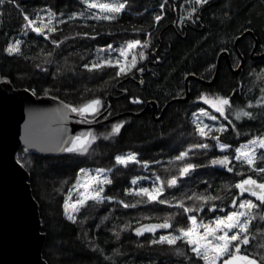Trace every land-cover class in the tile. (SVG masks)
Wrapping results in <instances>:
<instances>
[{
  "label": "trees",
  "instance_id": "1",
  "mask_svg": "<svg viewBox=\"0 0 264 264\" xmlns=\"http://www.w3.org/2000/svg\"><path fill=\"white\" fill-rule=\"evenodd\" d=\"M185 1L127 0L125 9L115 20H65L56 27L58 31L47 37L29 32L22 38L18 54H8L5 49L10 39L24 29L22 13L32 19L44 9L70 14L80 12L84 3L82 0H5L0 5V81L9 80L15 88H27L35 96H55L73 106L99 98L101 112L108 106L111 108L107 115L138 111L152 99L159 107L169 102L159 120L126 114L102 126L79 129V135L91 132L95 136L84 153L63 150L41 154L25 147L18 150L17 160L29 173L32 194L38 203L41 231L45 234L42 256L47 264H203L196 258L166 255L164 245L150 243L164 231L137 235L134 229L170 219L173 227L165 232H174L178 227L190 226L189 215L194 214L198 221L214 216L210 211L213 204L216 208L226 206L227 212L234 210L232 200L240 199L235 197L238 194L235 184L242 178L239 173L260 178L259 173L234 158L229 165L233 172L210 161L228 152L232 155L233 148L240 143L264 135V107L256 103L264 96L261 92L264 58L251 57L255 41L257 54L264 53V0H209L199 9L196 7L199 16L197 11L192 15L195 24L184 29L175 19L182 16L181 3ZM188 4L183 8L195 6L194 2ZM156 15H162L159 22L154 19ZM247 30L253 35L246 34L235 46L236 38ZM145 37L146 55L138 65L143 67L148 59L151 62L145 66L142 85L127 82L125 76L116 77L113 67L95 70L84 67L90 65L100 47L133 39L144 42ZM224 50L229 54L231 67H238L241 58L243 65L235 73L222 58L216 79L209 85L206 82L213 78L218 55ZM188 75L198 79L188 81L189 98L181 101L178 98L185 95ZM121 89L127 94H120ZM201 95L229 96L232 108L228 120L198 99ZM135 97L140 102H133L131 98ZM200 108L209 110L228 125L218 135L220 141L231 146L227 152L218 150L211 138L205 140L195 133L191 116ZM240 108L251 111L253 116L236 120L234 113ZM229 121L235 124V129ZM120 122L123 123L119 133H112L113 124ZM195 143H208L210 147L192 149L184 161L174 159ZM128 151L136 153L140 163L117 164L115 157ZM183 163L196 167L181 177L179 169ZM257 165L264 167L260 161ZM81 168L107 170L111 183L104 185L102 195L112 200H89L80 208L76 219L69 221L64 217L63 201ZM140 175L154 179L159 176L165 187L162 198L172 203L160 204L128 191L132 178ZM172 176H177L178 182L170 188L167 181ZM193 193L219 199L209 200L202 210L185 213L176 201L182 200L186 206L199 209L202 202L186 198ZM121 201L130 206L124 207ZM257 229L264 230V220L258 215L251 224L250 244L242 245V251L260 259L264 256V248L259 247L264 244V231Z\"/></svg>",
  "mask_w": 264,
  "mask_h": 264
},
{
  "label": "snow or ice",
  "instance_id": "2",
  "mask_svg": "<svg viewBox=\"0 0 264 264\" xmlns=\"http://www.w3.org/2000/svg\"><path fill=\"white\" fill-rule=\"evenodd\" d=\"M14 2V0H13ZM84 4L87 5L88 9H98L99 11L93 15L95 20H106L111 21L116 19V17L125 9L127 5V0H83ZM5 0H0V5H3ZM208 0H195L197 6L205 5ZM161 8L164 4L160 5ZM197 11L196 7H193L191 12L195 13ZM47 19L37 14L36 19H32L28 14L22 13L24 24L23 28L26 30H31L38 34H45V29L50 32L58 31L56 27L53 26V20L56 18V13L51 9H48L46 13ZM84 13H73L70 19L77 16H83ZM191 17V13H189ZM155 21L159 22L162 19V15H156L154 17ZM61 20H56V23H62ZM77 35H80L79 33ZM87 36L88 33H83ZM53 43H57L53 41ZM147 41L142 42L139 39H133L126 42V46H122L119 49L120 58L115 60L100 59L96 63L91 65L85 64V68L90 70L101 69L103 67H113L115 69V76L121 77L122 75H127L133 68H136L137 57L132 55L131 61L129 62L127 57L131 50L138 47H146ZM21 41L16 40L14 43H9L6 52L9 54H18L21 52ZM111 48V45H107ZM145 53L140 52L139 56L141 59L145 58ZM143 71V69H138ZM264 93V89H261ZM35 94V93H33ZM133 102H140L139 97L131 98ZM198 99L202 100L205 104L209 105L216 113H219L221 117L228 120V112L232 108V101L229 96L222 95H201ZM257 105L264 107V96L256 101ZM102 106V101L99 98H94L88 100L79 106H73L71 104L65 107L73 113H76L82 117L86 114H97ZM251 102H249L248 107H251ZM199 112L203 116H209L212 121H216L218 117L216 115H210V113L204 109L200 108ZM196 117V113H193ZM236 120H241L244 117L251 118L253 113L251 111H246L243 108L237 109L234 113ZM122 123H116L112 126V133H119L122 127ZM195 124V133L203 138L216 141V146H218L222 151L229 149L231 146L226 143L220 142V137L213 135V132H224L227 130L228 125L221 123L219 126L205 124L203 121L196 117L193 120ZM229 124L235 129V124L229 121ZM95 139V136L89 132L87 135H78L73 137L67 143L70 146L64 147V151L67 152H80L84 153L88 151L89 143ZM210 145L208 143H195L191 144L188 149L181 151L179 155L174 157L177 161H184L189 155L192 149H208ZM258 150H264V135L255 136L248 140L247 143L241 144L239 147L235 148L234 159L239 161L242 165H247L248 168L254 172L259 173L260 178H256L253 175H244L239 173L242 178L235 184V188L239 190L240 199L232 200V205L234 210L228 211L225 215L216 216L214 222H209L205 224L203 221H198L196 216L189 215L187 217L190 222L188 227H178L174 232H168L166 234L160 235L159 239H153L150 243H160L168 244L169 246H174L178 241H183L193 253L194 257L198 261H202L203 264H264V256L257 259L254 255L246 254L242 251V245L250 244V237L252 236L251 224L252 221L259 216L260 220H264V167L257 165V161L264 163V151L258 152ZM116 163L120 165L127 166L129 163H140L137 158L136 153H128L126 155H117L115 157ZM145 164L147 162H144ZM211 164L222 165L227 168V171L233 172V167L231 165V160L228 155H221L214 157ZM196 165L192 163H183V166L179 169V176L183 177L194 170ZM85 169H80V173H85ZM105 169H97V175L95 176H85L83 182H81L80 177H77L76 184L72 189H69L68 195L64 198L63 208L65 215L69 220H75V212H78L81 207L85 206L89 200L100 201L104 197L102 193L104 191L101 185L110 184L111 180L107 176H100L99 173L105 172ZM157 181H160V177H156ZM178 182L177 176H172L167 181L168 187H175ZM136 183V180H133ZM82 189V190H81ZM73 191H77L78 198L71 200V194ZM165 191L163 182L153 183L151 188L139 187L134 190L135 195L147 197L149 201L158 202L160 204H171L172 202L162 198V194ZM248 193L255 200L244 198V194ZM187 199L195 198L197 201L202 202L199 209L194 207L186 206L182 200H177L176 205L183 209L185 213H193L196 210H202L203 204L207 203L209 200L219 199L217 196H211L207 194L197 195L193 193V196L186 197ZM107 199H112L108 197ZM175 199V198H173ZM71 201V202H70ZM258 202V203H257ZM124 207H129L130 205L124 204L123 201L120 202ZM134 206V205H133ZM216 205H212V210L214 211ZM256 210H260L259 213ZM173 227L172 221L170 219H165L162 223L157 224H145L134 229L137 235H143L144 232L155 233L157 229H170ZM203 229V231H200ZM257 231H264L257 229ZM260 248H264V244L259 245ZM179 251V250H178Z\"/></svg>",
  "mask_w": 264,
  "mask_h": 264
},
{
  "label": "water",
  "instance_id": "3",
  "mask_svg": "<svg viewBox=\"0 0 264 264\" xmlns=\"http://www.w3.org/2000/svg\"><path fill=\"white\" fill-rule=\"evenodd\" d=\"M246 34L253 35L247 30L236 38L235 46ZM256 45L255 41L253 51ZM222 58L229 62L226 50L218 55L217 67ZM242 64L241 58L235 71ZM217 67L209 84L214 81ZM190 79L198 78H185V95L178 100L189 98ZM66 105L69 104L55 96H35L27 88H15L9 80L0 81V264H47L42 256L45 234L41 231L38 203L32 194L29 173L17 160L18 150L25 147L41 154L59 153L70 146L67 142L79 135V129L102 126L127 113H140L122 112L80 123L76 121L79 115L70 112ZM147 105L153 111L156 108L154 100Z\"/></svg>",
  "mask_w": 264,
  "mask_h": 264
},
{
  "label": "rangeland",
  "instance_id": "4",
  "mask_svg": "<svg viewBox=\"0 0 264 264\" xmlns=\"http://www.w3.org/2000/svg\"><path fill=\"white\" fill-rule=\"evenodd\" d=\"M83 1V0H82ZM189 1L190 2H194V4H195V0H186L185 2H182L181 4V6H182V16H180V20H179V22L181 23L182 21H184V20H187V21H190L189 19L190 18H194V16L192 17V15L194 14V13H192L191 12V10H192V8H183V6H185V5H189L188 3H189ZM209 1V0H208ZM84 3V2H83ZM201 6H203V5H201ZM201 6H197L196 4H195V6H193V7H198V9H199V7H201ZM99 10L98 9H88L87 8V5H85L84 4V8L79 12V13H84V15L83 16H77V17H75V18H73V19H82V20H87V19H93L92 17H93V15L95 14V13H97ZM200 11H201V9H200ZM48 12V9H44L43 11H41V12H39V13H37V14H39L40 16H42V17H44L45 19H47V15H46V13ZM73 13H77V12H73ZM73 13H70V14H67V13H58L57 15H56V18L53 20V26L54 27H57L60 23H56V20H61V21H65V20H71L70 19V17L72 16V14ZM189 13H191V17H189ZM196 13V12H195ZM197 13H199V11H197ZM37 14L35 15V17H34V19H36V17H37ZM196 15V14H195ZM119 16V15H118ZM117 16V17H118ZM182 17V18H181ZM95 20V19H94ZM115 20V19H114ZM29 32H33V31H31L30 29L29 30H26V29H23L22 31H21V33H19L18 35H16V36H14V37H12L11 39H10V41H9V43H14L16 40H20V41H22V38L24 37V36H26ZM161 32H163V29L161 30ZM35 33V32H34ZM50 33H52V32H50ZM36 34H38V33H36ZM48 34H49V32L47 31V29H45V34H40V35H43V36H45V37H47L48 36ZM146 38V37H145ZM127 41H129V40H127ZM127 41H125V42H122V43H110V44H108V45H111V48H108L107 46H103V47H100L99 49H97V51H96V53H95V56L93 57V59L91 60V62H90V65L92 64V63H96V62H98L100 59H108V58H111V59H113V60H115V59H117V58H120V52H119V49L122 47V46H126V42ZM145 41H147L148 42V39L146 38L145 39ZM8 43V44H9ZM7 48V47H6ZM140 49L141 48H143V49H141V50H138V48H136V49H133V50H131L130 52H129V54H128V57H127V59H128V61L130 62L131 61V58H132V55H136V57H137V65H136V68H133L132 70H131V72H129L128 74H132V71H134L135 69H137V71H138V69H141V67L142 66H139L138 65V63L139 62H142V61H144L143 59H141L140 58V56H139V53L142 51V52H144V47H139ZM8 53V52H7ZM145 53V52H144ZM228 53V52H227ZM9 54V53H8ZM14 54H16V53H14ZM252 54L253 55H257V52H256V50L255 51H253V49H252V51H251V57H252ZM228 57H229V54H228ZM253 59H255V58H253ZM229 64H230V60H229V62H228ZM137 66H139V67H137ZM127 74V75H128ZM123 77L124 76H126V75H122ZM123 90V91H122ZM126 92V90L125 89H121L120 90V94L121 93H125ZM211 108V107H210ZM212 109V108H211ZM209 113H210V115H212L211 114V112L209 111V110H207ZM212 111H214L215 112V110L214 109H212ZM196 113V117H199V119L201 120V121H203V123H205V124H210V125H216V126H219L221 123H223V124H225L224 122H222L219 118L216 120V121H212L210 118H209V116H203V115H201L200 114V112L199 111H196L195 112ZM196 117H194L193 116V114H192V116H191V118H192V121L194 120V119H196ZM226 125V124H225ZM220 133H222V132H214V135L215 136H218ZM250 140V139H249ZM248 141V140H247ZM247 141H244V142H242V143H240L238 146H236V147H239L241 144H245V143H247ZM220 142H222V141H220ZM222 143H224V142H222ZM227 144V143H226ZM215 146H216V141H215ZM217 147V149L218 150H220V151H222L218 146H216ZM235 147V148H236ZM235 148H233V152H232V156H233V158H234V155H235ZM229 149H231V148H229ZM229 149H227V150H223L222 152H227ZM261 151H264V150H258V152H261ZM128 153H133V152H125V153H121V154H119V155H126V154H128ZM229 153V152H228ZM229 154H231V153H229ZM81 169H85L86 171H85V173H80L79 172V174H78V176L80 177V179H81V182H83V180H84V178H85V176H95V175H97V172H96V170L97 169H91V168H81ZM99 175L100 176H107L108 177V175H107V172L105 171V172H102V173H99ZM109 178V177H108ZM133 180H136V183H133ZM76 181H77V179H76ZM76 181L74 182V184L70 187V189H72L73 188V186L76 184ZM150 183V185H148L147 183ZM153 183H160L159 181H157L156 179H154V178H150L149 176H144V175H140V176H136V177H134V178H132V180H131V182H130V186H129V188H128V191H130V192H132V193H134V190L135 189H137V188H139V187H148V188H151V186L153 185ZM105 185V184H104ZM104 185H101V187H104ZM82 190V189H81ZM68 193H69V191H68ZM68 193L66 194V196L68 195ZM65 196V197H66ZM103 196V195H102ZM104 197V199H107L108 197H106V196H103ZM78 198V193H77V191H73L72 192V194H71V200H75V199H77ZM107 200H112V199H107ZM101 201V200H100ZM71 202V201H70ZM63 213H64V217L66 218V219H68L67 218V215H65V212H64V208H63ZM78 212H75L74 213V215L76 216V214H77ZM216 216H220V214H214V216H211V219H207V220H202L205 224H207V223H209V222H214V220H215V217ZM69 220V219H68ZM69 221H73V220H69ZM200 231H203V229H200ZM166 233H168V232H162L161 234H159V236L160 235H163V234H166ZM159 239V238H158ZM157 239V240H158ZM159 245H164V249H165V253L167 254V255H170V256H174V257H177V258H188L189 256L188 255H190V248L183 242V241H178L177 242V244L176 245H174V246H169L168 244H160L159 243ZM182 249V250H184V253H178L177 251H175V249ZM187 249V252L185 253V249ZM182 252V251H181ZM197 259V258H196Z\"/></svg>",
  "mask_w": 264,
  "mask_h": 264
},
{
  "label": "flooded vegetation",
  "instance_id": "5",
  "mask_svg": "<svg viewBox=\"0 0 264 264\" xmlns=\"http://www.w3.org/2000/svg\"><path fill=\"white\" fill-rule=\"evenodd\" d=\"M172 10H173V12H175L176 10L174 9V8H172ZM198 16H199V13L197 14ZM200 19V18H199ZM179 20H180V17H177L176 19H175V22H176V24L178 25L179 24ZM174 24V23H173ZM193 24H195V20L194 19H191V21H187V20H184V21H182L181 22V25L184 27V29H186L187 28V26H193ZM161 34V33H160ZM160 46V43L158 44V47ZM156 52H157V50H155L154 51V55H153V57L154 58H156L157 56H156ZM225 59V58H224ZM156 60V59H155ZM223 59H221V61H222ZM221 61H220V64H221ZM225 61L227 62V60L225 59ZM151 62V60H146V62H145V65L142 67V69H145V66H147L148 65V63H150ZM155 62V61H154ZM156 62H157V60H156ZM155 62V63H156ZM228 65V67L229 68H231L232 70H233V72H234V68L233 67H231V65L228 63L227 64ZM220 66V65H219ZM146 74V72H142V73H140L139 72V70L138 71H136L135 73H132V74H128V75H126L125 76V80H128L127 82H131V83H137V84H140V85H142L143 84V76ZM140 81H142V83H140ZM123 91V90H122ZM123 95H126L127 94V91L125 92V93H122ZM153 100V99H152ZM152 100H148L146 103H145V105L140 109V110H138V111H123V112H140L138 115H134V116H140V115H144V116H146V117H151V118H153L154 120H159L162 116H163V114L165 113V110H166V108H167V103L165 104V105H162L161 107H159L158 106V104H157V102H156V108H155V110L153 111V109H152V106L151 105H147L150 101H152ZM167 105V106H166ZM164 107H165V109H164ZM110 108V106H108L107 107V109H105L104 111H99L97 114H86V116H84V117H82V116H78L77 118H76V120H81V121H79L80 123H85L86 122V120L85 119H94L93 121H96V120H99V119H105V118H108V117H110V116H112V115H114V114H112V115H107V112H108V109ZM111 109V108H110ZM163 109H164V111H163ZM127 114H129V115H131L130 113H127ZM126 115V114H125ZM87 123V122H86ZM78 132H79V130L77 131V134H78ZM225 155H228L229 156V158H230V160L232 161V159H233V156L231 155V154H229V153H227V154H225ZM217 165V167H219V168H222V165H219V164H216ZM237 196H239V198H241L240 197V195H239V190H238V194L235 196V197H237ZM244 198H249V199H253V200H255V198L254 197H251L249 194H244ZM236 199V198H235ZM238 201V200H237ZM211 213H213V214H220V216H221V214H226L227 213V209H226V206H222V207H217V208H215V210L213 211L212 210V208H211ZM204 220H207V219H211V217H209V218H203ZM202 219V220H203ZM201 220V221H202ZM165 230H168V229H157L156 231H165ZM185 249V248H184ZM179 250V251H178ZM163 251H165V249L163 248ZM175 251H177L178 253H184V250H182V249H175ZM182 251V252H181ZM187 252V249H185V253ZM166 254V253H165ZM167 255V254H166ZM189 257L187 258V259H192V258H195L194 257V255H193V253L192 252H190V255H188Z\"/></svg>",
  "mask_w": 264,
  "mask_h": 264
},
{
  "label": "bare ground",
  "instance_id": "6",
  "mask_svg": "<svg viewBox=\"0 0 264 264\" xmlns=\"http://www.w3.org/2000/svg\"><path fill=\"white\" fill-rule=\"evenodd\" d=\"M254 46H255V45H254ZM253 49H254V47H253ZM255 50H256V48H255ZM261 55H264V53L257 54L256 57H255V59H258V58H260V59H261V58H264V56H261ZM260 56H261V57H260ZM220 61H221V60H220ZM240 62H241V61H240ZM219 65H220V62H219ZM242 65H243V64H242ZM238 66H239V65H238ZM216 67H217V66H216ZM241 67H242V66H241ZM236 68H237V67H236ZM236 68H235V69H236ZM235 69H234V72L237 73L238 71H235ZM240 69H241V68H240ZM218 70H219V66L217 67L216 76H217ZM215 71H216V69H215ZM142 72H146V69L143 70V71H141L140 73H142ZM214 74H215V73H214ZM216 76H215V78H214V81H215V79H216ZM214 81H213V82H214ZM213 82H212V83H213ZM206 83L209 84L208 82H206ZM212 83H210V84H212ZM210 84H209V85H210ZM118 114H119V113H118ZM114 115H115V114H114Z\"/></svg>",
  "mask_w": 264,
  "mask_h": 264
}]
</instances>
